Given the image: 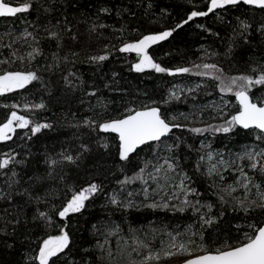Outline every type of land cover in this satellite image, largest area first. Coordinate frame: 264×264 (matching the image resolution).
Listing matches in <instances>:
<instances>
[{
	"label": "snow or ice",
	"instance_id": "6c2138e0",
	"mask_svg": "<svg viewBox=\"0 0 264 264\" xmlns=\"http://www.w3.org/2000/svg\"><path fill=\"white\" fill-rule=\"evenodd\" d=\"M187 3L190 7L174 26L144 32L133 28L129 32L121 25L112 30L113 38L119 41L118 46L105 44L100 52L85 56L82 62L99 67L114 51L135 54L130 71L144 73L151 70L174 78H201L192 86L173 84L159 101L150 100L138 106L134 102L121 104L123 112L116 115L111 114V102L99 95L96 86H88L68 67L74 65L81 55L72 49L80 46L83 34L65 11L60 12L62 19L42 26L44 37L39 35L41 26L38 22L28 20L21 21V29L6 33L7 43L0 37V48L8 50V55L0 58V96L26 89L33 82L48 91V82L42 74L59 71L66 92L82 91L84 97L97 100L95 105L89 104L88 111L92 115L77 119L76 113L70 114L71 120L66 126L76 130L73 139L65 141L59 151L45 148L43 172L33 170L28 175V157L33 155L30 150L22 155L8 146L7 151L0 152V175L4 177L0 201L7 205L0 209L3 224L0 232L5 236L19 234L22 237L25 251L20 264H161L162 260L174 257L181 258L180 264H264V95L257 96L253 92V89L264 91V48L253 45L252 41L254 30L264 42V19L254 23V18L238 15L233 24L221 14L241 8L245 14L248 9L264 12V0H204L202 5L187 0ZM69 6L76 7L74 0H69ZM61 7L60 0H46L39 7L35 6V0H0V17L19 19V14H30L34 8L37 12L42 9L44 13L52 14ZM151 9L152 3L149 2L144 9L145 17L152 14ZM111 11L109 7L100 6L92 16L78 21L88 25V39L101 38V30L110 27L101 22V14L107 15ZM128 11V8L116 9V15ZM160 14L161 17L167 16V8H161ZM209 14L231 29L223 52L209 51L208 47L201 45L202 55L198 61L189 60L176 66H165L157 61L151 51L153 46L173 37L195 18L208 17ZM196 27L224 39L219 31L213 32L206 24L197 23ZM45 39L54 41L56 49L47 56L42 48ZM244 46L252 48L253 55L241 64L234 53L237 47ZM66 48L67 52L64 51ZM221 56L231 61L227 68L220 60ZM41 58L44 59L42 65L39 63ZM34 62L37 67H33ZM16 64L22 67H14ZM117 75L112 73L114 79ZM88 87L91 90H85ZM104 87L110 85L106 83ZM209 87L221 93L219 102L213 101L189 113H176L161 107L188 96L195 101V94ZM228 94L234 96L235 104L225 98ZM80 103L83 105V98ZM0 108L5 113L0 120V143H15L13 137L19 135L18 129L25 130L19 137L23 144L32 141L43 130L56 127V122L40 117L42 111L48 110L43 98L38 103L24 98L22 104L5 103L0 104ZM209 109L211 119L218 122L196 126ZM237 128L247 130L246 135L252 137L253 143L245 144L235 152L217 150L211 142L205 143L204 140L199 148L194 149L192 144L185 145L180 136L173 138L174 129L186 130L196 136L211 134L215 137L218 133L235 135ZM84 130H87L86 139ZM101 134H115L113 142ZM182 145L189 153L196 152L191 174L185 169L186 157L180 152ZM94 146L96 151L103 149L113 157V167L122 177L116 179L117 187L111 192L106 191L103 181L90 175L93 169L87 166V162ZM141 146L148 149L150 157L147 154L140 156ZM81 170L88 179L80 176ZM73 172L75 178L71 175ZM199 179L206 182L204 192L193 186ZM136 184L140 185L139 189L133 188ZM141 193L143 200L137 203L134 197ZM100 196L105 198L101 207L106 212L111 209V213H123L142 207L181 214L191 212L192 216L190 223L175 228L163 226L145 230L130 227L125 236L122 235V224L113 221L109 214L91 225L95 243L80 254V248L75 247L72 218L77 214L83 216L88 205L94 204ZM57 200L59 203L55 202ZM229 213H242L234 218L248 223L233 225L229 222L226 230L221 229L220 225ZM245 227L247 231H244ZM214 228L217 229L212 240L215 247H210L208 234ZM233 228L237 233L235 240L228 234ZM222 231L225 233L223 239ZM113 237L116 238L115 252L111 245ZM6 246L12 248L14 244ZM74 252L80 254L79 262L67 258Z\"/></svg>",
	"mask_w": 264,
	"mask_h": 264
},
{
	"label": "trees",
	"instance_id": "16d2710c",
	"mask_svg": "<svg viewBox=\"0 0 264 264\" xmlns=\"http://www.w3.org/2000/svg\"><path fill=\"white\" fill-rule=\"evenodd\" d=\"M22 2V0H21ZM46 0H35V6L39 7L41 3H45ZM62 7L55 13L48 14L44 13L41 9L39 12L35 8L30 12V14H19V19L14 17H0V37H3V42L7 43L8 39L6 33L8 31H15L23 27L21 21L28 20L31 22H38L41 26L39 35L44 37L45 33L42 30V26L46 25L51 21L52 24L56 22V19H62L60 12L65 11L69 19L73 21V25L78 28V30L83 34L82 43L80 46L73 47V51L80 52L78 61L74 65H68L71 67L77 75L81 76L84 81H86L88 86L95 85L99 90V95L106 101L111 102L109 107L112 115H116L117 112H123V108L120 107L121 104H130L134 102L135 105L141 103H148L150 100H161L165 95L168 88L173 84L181 86H192L197 82L201 81L200 77H170L167 74L155 73L151 70H146L144 73H137L135 71H130V63L135 61V54H123L118 52H113L109 59L97 67L96 65L89 64L87 62H82L85 56L94 52H100L105 44H116L119 45V41L113 38V28H120L124 25L129 32L133 28L138 29L140 32H144L149 29L162 30L166 26H174L178 22L179 18L184 17V12L190 6L187 0H74L76 7L69 6V0H60ZM152 3L151 15L145 17L144 9L148 3ZM196 4L202 5L204 0H194ZM106 6L112 9V11L105 15L101 14V22L108 24L110 27L102 31V36L99 40L88 39L86 29L87 24L78 23L88 16H92L98 7ZM167 8L168 15L161 17L160 9ZM128 8V12H122L120 16L116 15V9ZM135 13L133 16L132 14ZM225 15L226 20H231L235 23V17L241 16V18H254L253 22H258L264 19V12L260 10L248 9L245 14L244 8L240 10H233L231 13H221ZM186 18V17H185ZM157 21L153 23L152 21ZM206 24L210 26L213 32L219 31L220 37L224 39H219L216 36L210 35L201 29L196 27V24ZM31 30V29H30ZM231 29L225 25L219 23L215 20L212 14L208 17H198L194 21L189 22L182 30H178L177 33L170 37L166 41L160 42L158 45L153 46L151 50L158 62H162L165 66H176L179 64H186L187 61H198V58L202 55L200 51V46L204 45L208 47L209 51L223 52L224 47L227 44V35L230 33ZM127 35V33H125ZM135 35V33L133 34ZM253 45L264 48V42L259 33L253 30L252 33ZM242 43V42H241ZM42 48L45 55H49L51 52L55 51V42L42 40ZM65 52L68 51L66 48ZM63 55V53H61ZM8 55V50L0 48V58ZM237 60L243 63L244 60L248 59L253 55V49L247 46L243 48L237 47L234 53ZM215 59V58H214ZM220 60L224 63L225 68L229 66L231 61L225 60L223 56ZM39 63L42 65L44 59H40ZM38 65L34 62L33 67ZM14 67H22L19 64L14 65ZM116 72L118 75L114 79L112 73ZM44 80L48 82V91H43L40 88L38 82H33L32 85L26 86V89H19L12 93H7L4 96H0V104H11V103H23L24 98H28L34 102H39L41 98L44 99L45 103L48 105L47 111H42L40 113L41 118L49 119L56 122V127L52 130H43L42 134H38L33 138L32 141L23 143L20 140V136L24 135L25 130H17V136L13 137L15 143L12 141L0 143V152H5L8 150V146L16 149L17 152H21L24 155L28 150L33 154L29 159L28 165V175H31L33 170H38L39 172L44 171V166L42 163V153L45 148L49 151H59L61 145L65 141H70L73 139V133L76 131L67 125V121L71 120V113L77 114V119H83L84 116H90L92 113L88 111L89 104L95 105L97 100L95 97L87 98L84 97L82 91H76L75 93L66 92L64 90V85L60 78V72L57 71L54 74L43 73ZM109 84V88H105L104 84ZM85 90H91L90 87ZM255 95H264V91H257L253 89ZM52 93V95H49ZM207 93H210L207 94ZM196 100L193 101L191 96L186 99L182 98L181 101H173L170 105H161L163 108H170L174 112H185L189 113L194 111L195 108L208 105L213 101H217L221 97V93L218 90H214L212 87L201 90L195 94ZM84 99L83 105H81L80 100ZM226 99L230 100L232 104L236 101L234 96L228 94ZM210 109L205 112L201 121L196 124V126H203L205 119L212 121L210 119ZM4 109L0 108V120L4 117ZM23 114V113H22ZM67 114V119L65 115ZM86 132L84 130L86 139ZM247 130L237 128L236 134H223L218 133L216 136L211 134H204L203 136H196L194 134L188 133L186 130L174 129L173 138L175 136H180L186 144H192L194 149L200 147L202 140L205 143L211 142L213 147L217 150L225 151L226 149H231L233 152L239 150V148L245 144H252L253 139L251 136L246 135ZM109 139L112 143V138L115 134H101ZM171 142L170 140L168 141ZM185 145L181 146V155L186 157L185 169L192 173L193 163L196 160V152L193 150L191 153L188 152ZM23 149V151H22ZM151 156V153L147 148L141 146L140 156L145 155ZM136 157L133 156V160ZM37 161H40L38 164ZM87 166L93 171L90 175L95 176L98 181H103L106 191L111 192L113 188H116V179L122 178L119 172L115 171L113 167V157L109 156L103 149L99 151L95 150L91 154ZM19 170V169H18ZM115 173V176H113ZM73 178H75L76 173H71ZM80 176L84 179L89 177L84 175L83 170L80 171ZM27 179V177H25ZM234 179V177H232ZM71 182V181H70ZM231 182V181H229ZM4 184V177L0 175V186ZM201 192H204L206 188V182L203 179H199L197 183L193 184ZM135 189H139L140 185L136 184L133 186ZM129 190H133L130 188ZM157 198V197H156ZM137 203L143 200V194L134 197ZM159 199V197H158ZM214 199V198H213ZM59 203V201H55ZM105 202L104 196H100L95 200L94 204H89L88 209L84 212L83 216H73L72 223L76 234V246L79 247L82 254L84 248L91 249V246L95 243V238L91 232V225L96 223L101 217H107L111 215V218L116 223L122 224L123 233L122 235H127L129 228L133 229H145L150 230L152 227H163L171 226L175 228L178 225H183L190 223L191 212L187 213H173L166 210H156L145 208H132L127 210V212L116 211L111 213V209L107 212L101 207ZM7 207V205L0 201V209ZM214 211L218 209L214 208ZM30 216L31 213L28 212ZM242 213H229L226 220L220 225L221 229H227L229 222L236 225H246L248 222L243 219H235L234 217L242 216ZM77 220L79 223H77ZM0 227H3L2 222H0ZM182 230V229H181ZM9 233L11 228L8 229ZM217 229H213L212 232L208 234V244L210 247H215L212 243L214 239V234ZM247 231V228H244ZM52 234H56L53 232ZM233 240L237 238V233L235 228H233L229 233ZM225 233L221 232V239ZM151 238V237H149ZM158 243V240L156 241ZM7 244H14V247L8 248ZM111 245L113 251L116 250V238L111 239ZM25 251L22 247V237L18 234L15 237L8 235L5 236L3 232H0V264H20L22 259V254ZM80 254L69 255L67 258L69 260L75 259L77 262L80 260ZM169 259L161 261V264H170ZM176 262H173L174 264Z\"/></svg>",
	"mask_w": 264,
	"mask_h": 264
},
{
	"label": "rangeland",
	"instance_id": "374dc122",
	"mask_svg": "<svg viewBox=\"0 0 264 264\" xmlns=\"http://www.w3.org/2000/svg\"><path fill=\"white\" fill-rule=\"evenodd\" d=\"M217 101L216 102H219V100H220V98L219 99H216ZM211 119V118H210ZM209 119H205L204 120V122L203 123H217L218 121H216V120H212V121H208ZM156 199H158V196H157V198ZM180 257H174V258H171V259H169L170 261V264H172L173 262H178V261H180Z\"/></svg>",
	"mask_w": 264,
	"mask_h": 264
},
{
	"label": "water",
	"instance_id": "95a60500",
	"mask_svg": "<svg viewBox=\"0 0 264 264\" xmlns=\"http://www.w3.org/2000/svg\"><path fill=\"white\" fill-rule=\"evenodd\" d=\"M174 264H180V261H179V262H177V263H174Z\"/></svg>",
	"mask_w": 264,
	"mask_h": 264
}]
</instances>
